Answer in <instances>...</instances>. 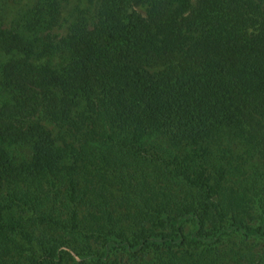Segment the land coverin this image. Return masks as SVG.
I'll return each instance as SVG.
<instances>
[{
  "label": "trees",
  "instance_id": "1",
  "mask_svg": "<svg viewBox=\"0 0 264 264\" xmlns=\"http://www.w3.org/2000/svg\"><path fill=\"white\" fill-rule=\"evenodd\" d=\"M0 264H264V0H0Z\"/></svg>",
  "mask_w": 264,
  "mask_h": 264
}]
</instances>
